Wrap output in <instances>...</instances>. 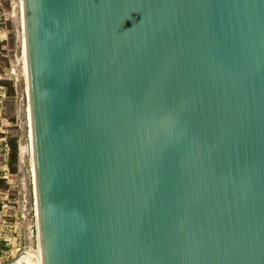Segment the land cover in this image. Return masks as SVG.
<instances>
[{"label": "water", "instance_id": "water-1", "mask_svg": "<svg viewBox=\"0 0 264 264\" xmlns=\"http://www.w3.org/2000/svg\"><path fill=\"white\" fill-rule=\"evenodd\" d=\"M22 10L44 264H264V0Z\"/></svg>", "mask_w": 264, "mask_h": 264}, {"label": "rangeland", "instance_id": "rangeland-1", "mask_svg": "<svg viewBox=\"0 0 264 264\" xmlns=\"http://www.w3.org/2000/svg\"><path fill=\"white\" fill-rule=\"evenodd\" d=\"M0 8V40L4 43L0 48V128L5 131L4 135L7 139L18 137L20 148L18 173L6 179L9 189L0 191V216L2 213L7 214L15 225L12 251L1 260L0 264H7L16 257L11 264H37L34 258L27 255L30 251L37 250L39 243L35 238L33 165L26 64L23 62L22 1L0 0ZM4 81L12 82L15 89L14 95L8 94L7 86L3 84ZM2 164L0 162V167ZM4 203L5 211L2 207Z\"/></svg>", "mask_w": 264, "mask_h": 264}, {"label": "trees", "instance_id": "trees-1", "mask_svg": "<svg viewBox=\"0 0 264 264\" xmlns=\"http://www.w3.org/2000/svg\"><path fill=\"white\" fill-rule=\"evenodd\" d=\"M1 12V8H0ZM4 43L0 40V48L2 47ZM4 85L7 86L8 94L14 95V86L12 82L4 81ZM6 145L9 147V155L7 158H4V152L6 149ZM0 162L1 163H8L9 171L11 175H16L18 173V163H19V154H20V148H19V138L18 137H9L7 139L6 143H2L0 147ZM9 189V184L7 183L6 179L3 178V172L0 168V191H6ZM8 244L4 240H0V248H8Z\"/></svg>", "mask_w": 264, "mask_h": 264}, {"label": "built area", "instance_id": "built-area-1", "mask_svg": "<svg viewBox=\"0 0 264 264\" xmlns=\"http://www.w3.org/2000/svg\"><path fill=\"white\" fill-rule=\"evenodd\" d=\"M3 142L4 143L7 142L6 137L3 138ZM8 155H9V147L6 145V149L4 152V158H7ZM0 168H1V171L3 172L4 179H9L12 176L9 171L8 163H3ZM2 207H3V211H5V208H6L5 203L2 205ZM34 216H35V224H36L35 206H34ZM14 228H15V225L8 218V215L5 213H2L0 216V240L6 241L9 247L0 248V262L3 258L7 257L9 253L12 251L11 244L14 238V231H15Z\"/></svg>", "mask_w": 264, "mask_h": 264}, {"label": "bare ground", "instance_id": "bare-ground-1", "mask_svg": "<svg viewBox=\"0 0 264 264\" xmlns=\"http://www.w3.org/2000/svg\"><path fill=\"white\" fill-rule=\"evenodd\" d=\"M22 17H23V24H24V11L22 12ZM23 33H24V26H23ZM24 35H25V33H24ZM24 38H25V36H24ZM23 54H24V56H23V62L26 64L25 67H26V77H27L28 76V61H27V47L25 46V44H24V52H23ZM27 255H29L30 258H34V260H36L37 264H44V261H43V252H42V249H41L40 246H39V248L37 250L30 251ZM27 255L25 257L26 259H27ZM28 262L30 263V261H28Z\"/></svg>", "mask_w": 264, "mask_h": 264}, {"label": "crops", "instance_id": "crops-1", "mask_svg": "<svg viewBox=\"0 0 264 264\" xmlns=\"http://www.w3.org/2000/svg\"><path fill=\"white\" fill-rule=\"evenodd\" d=\"M4 134H5V131L2 128H0V147H1L2 143H3V138L6 137ZM35 229H36V227H35ZM35 229H33L34 232H35ZM34 232H33V235L35 236ZM35 238H36V242L38 243V241H37V229H36V237Z\"/></svg>", "mask_w": 264, "mask_h": 264}]
</instances>
